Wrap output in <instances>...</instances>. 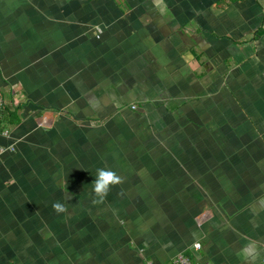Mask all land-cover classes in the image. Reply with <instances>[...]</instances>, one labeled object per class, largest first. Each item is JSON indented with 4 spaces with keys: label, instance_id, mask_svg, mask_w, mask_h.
Instances as JSON below:
<instances>
[{
    "label": "crops",
    "instance_id": "0c3cea01",
    "mask_svg": "<svg viewBox=\"0 0 264 264\" xmlns=\"http://www.w3.org/2000/svg\"><path fill=\"white\" fill-rule=\"evenodd\" d=\"M0 97L23 264L93 230L141 264L264 260V0H0ZM99 168L124 182L93 204Z\"/></svg>",
    "mask_w": 264,
    "mask_h": 264
},
{
    "label": "rangeland",
    "instance_id": "374dc122",
    "mask_svg": "<svg viewBox=\"0 0 264 264\" xmlns=\"http://www.w3.org/2000/svg\"><path fill=\"white\" fill-rule=\"evenodd\" d=\"M12 218L14 217L12 216ZM12 218H10L7 222L4 221V219H0V232L2 231V233L5 236H8L6 242L0 243V245L2 246V249L4 247H7V249L8 248L16 249L14 256L12 258L9 257L10 260L9 258H7V260L4 262L2 261V263L3 264H23L24 258L21 257V253L23 252V247H21L22 241H23V239L21 238L22 232H21V229L16 225L15 221H13ZM125 229H126L125 233H128V228L126 227ZM92 232H93L92 239L94 240V242H92V248H91V250L93 249L92 251L91 250L89 251L86 245H83L80 243V239L82 237L79 238L77 236H73V237L66 236L65 238L63 237L64 239L62 240H65V241L62 243L63 246L61 244L62 247L60 246L59 249H58L57 242L50 244V245H54L52 250H55V249L56 250L53 252L54 255H49V259H47V261L49 262L50 256H53V260H51L52 264H71V263L73 264H135V263L141 264V261L138 259L140 257L143 259L145 252H143L144 253L143 255H140L139 252L135 253V250L130 251L129 247L127 246L126 248L128 249L127 251L128 253L126 254L124 253V251H122L123 250L122 246L125 244H123L121 247H118L119 249L118 251L113 249L114 247L112 246L110 247V244H109L107 252L105 253V251L103 252L99 248L96 247L97 246L96 243L99 239H101V237L95 236V232L97 231L93 230ZM111 235H113V233L112 234L109 233V237ZM130 236H131V233H130ZM110 239L114 240L115 236L112 238H108V240ZM75 245L78 247V249L74 248ZM135 246H137L136 243H135ZM189 247L193 248L191 244L189 245ZM139 248L142 249L141 246ZM135 256L136 258H134ZM146 264H149V262ZM209 264H211V262H209Z\"/></svg>",
    "mask_w": 264,
    "mask_h": 264
},
{
    "label": "clouds",
    "instance_id": "9594fccd",
    "mask_svg": "<svg viewBox=\"0 0 264 264\" xmlns=\"http://www.w3.org/2000/svg\"><path fill=\"white\" fill-rule=\"evenodd\" d=\"M93 184L94 199L93 204H102L110 194L111 190L124 182V178L118 175L115 171L105 168L97 169ZM53 209L57 214L67 212L65 204L56 202L53 204Z\"/></svg>",
    "mask_w": 264,
    "mask_h": 264
},
{
    "label": "built area",
    "instance_id": "2783aa9c",
    "mask_svg": "<svg viewBox=\"0 0 264 264\" xmlns=\"http://www.w3.org/2000/svg\"><path fill=\"white\" fill-rule=\"evenodd\" d=\"M4 101L3 99L0 97V112L2 110ZM194 249L195 251H199L202 249V244L201 243H196L194 244ZM170 264H203L202 262H200L199 260H191L188 256H186L184 253L179 254L177 257H175ZM258 264H264V260L261 261Z\"/></svg>",
    "mask_w": 264,
    "mask_h": 264
},
{
    "label": "trees",
    "instance_id": "16d2710c",
    "mask_svg": "<svg viewBox=\"0 0 264 264\" xmlns=\"http://www.w3.org/2000/svg\"><path fill=\"white\" fill-rule=\"evenodd\" d=\"M1 113V112H0ZM13 116L15 115V114H12ZM193 250H187V252H186V256H188L191 260H193V261H195L196 260V258L194 257V255H193V252H192Z\"/></svg>",
    "mask_w": 264,
    "mask_h": 264
}]
</instances>
